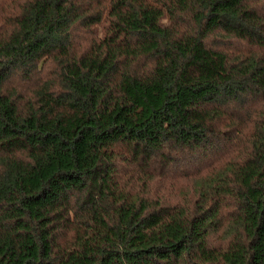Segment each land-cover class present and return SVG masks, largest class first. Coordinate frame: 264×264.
I'll return each mask as SVG.
<instances>
[{
    "label": "trees",
    "instance_id": "trees-1",
    "mask_svg": "<svg viewBox=\"0 0 264 264\" xmlns=\"http://www.w3.org/2000/svg\"><path fill=\"white\" fill-rule=\"evenodd\" d=\"M0 264H264V0H0Z\"/></svg>",
    "mask_w": 264,
    "mask_h": 264
}]
</instances>
